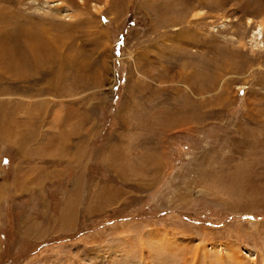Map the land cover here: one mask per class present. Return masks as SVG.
I'll return each instance as SVG.
<instances>
[{
    "label": "rangeland",
    "instance_id": "1",
    "mask_svg": "<svg viewBox=\"0 0 264 264\" xmlns=\"http://www.w3.org/2000/svg\"><path fill=\"white\" fill-rule=\"evenodd\" d=\"M0 264H264V0H0Z\"/></svg>",
    "mask_w": 264,
    "mask_h": 264
},
{
    "label": "bare ground",
    "instance_id": "2",
    "mask_svg": "<svg viewBox=\"0 0 264 264\" xmlns=\"http://www.w3.org/2000/svg\"><path fill=\"white\" fill-rule=\"evenodd\" d=\"M257 36H256V32H253V40H256Z\"/></svg>",
    "mask_w": 264,
    "mask_h": 264
}]
</instances>
